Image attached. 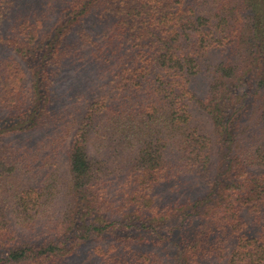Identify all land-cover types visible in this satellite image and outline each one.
<instances>
[{
	"label": "trees",
	"instance_id": "1",
	"mask_svg": "<svg viewBox=\"0 0 264 264\" xmlns=\"http://www.w3.org/2000/svg\"><path fill=\"white\" fill-rule=\"evenodd\" d=\"M190 171L204 194L162 198ZM87 245L264 264V0H0V264Z\"/></svg>",
	"mask_w": 264,
	"mask_h": 264
},
{
	"label": "rangeland",
	"instance_id": "2",
	"mask_svg": "<svg viewBox=\"0 0 264 264\" xmlns=\"http://www.w3.org/2000/svg\"><path fill=\"white\" fill-rule=\"evenodd\" d=\"M89 27H94V23L92 20H88L85 24H84V27L83 29H87ZM75 33V32H74ZM87 33V32H86ZM94 35V36H93ZM92 36L90 35V38L93 42V40L97 41L98 43L99 40L97 38V36L95 34H93ZM74 39H77V35L76 33L73 34L72 36ZM98 37L100 38L101 35H98ZM79 46H82L83 50L81 51H84L86 53H88L89 51H92V50H89V48L91 47L93 50H95L99 45L97 44H94V45H91V44H83L81 43V45ZM94 46V47H92ZM22 64L24 65L25 69H26V74L27 76H29V74H31L28 70L29 68V64L25 63V62H22ZM79 64L78 62L75 63V59L74 60H71L69 61V63L67 64V67H66V72L69 74H67L65 80H62L61 84H63L64 86L65 85H68L70 82V80H68L69 77H72L74 72H76V69L78 68L76 65ZM213 167V166H212ZM176 183L173 184L172 186V190L171 191H167L165 192L164 195H167V196H162V198L164 197H172L174 198L175 200H182V199H187V198H196L202 194L205 193V191H207V188H208V185L206 184V181H204L203 179L200 178V176L198 175V173H195V172H188V173H185L183 175L180 176L179 180H175ZM184 201V200H182ZM127 234H132L133 235V232H129V233H125L123 232L121 235H127ZM112 245V247H117L118 243L117 242H112V240L108 239L106 240L105 242L102 243V250L109 253V255H112V251L113 249H109V247ZM88 249H89V246L87 245V248L86 250H84L86 253L85 254H82V259L84 260L82 263H85V264H89V261L87 259V254H88ZM120 249V248H118ZM84 251L82 253H84ZM119 252V251H118ZM89 255V254H88ZM102 256H97L98 260L97 259H94V263H91V264H102V261H100ZM104 260L105 258L102 257ZM107 260V258H106ZM106 262V261H105Z\"/></svg>",
	"mask_w": 264,
	"mask_h": 264
}]
</instances>
